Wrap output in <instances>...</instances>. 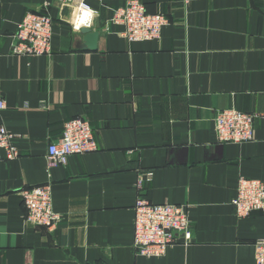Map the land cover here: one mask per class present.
Here are the masks:
<instances>
[{"label":"crops","instance_id":"0c3cea01","mask_svg":"<svg viewBox=\"0 0 264 264\" xmlns=\"http://www.w3.org/2000/svg\"><path fill=\"white\" fill-rule=\"evenodd\" d=\"M91 17L58 0H0V117L20 155L0 162V264H256L264 212L235 214L240 176L264 181V0H140L169 23L159 39L128 41L114 11ZM53 17L49 55H17L28 13ZM100 37L78 46L82 27ZM255 115L251 142L220 143L223 109ZM84 117L98 150L49 164L66 121ZM143 179V188L137 183ZM52 185L54 227L25 220L22 191ZM188 206L192 238L161 257L134 248L135 203Z\"/></svg>","mask_w":264,"mask_h":264},{"label":"built area","instance_id":"2783aa9c","mask_svg":"<svg viewBox=\"0 0 264 264\" xmlns=\"http://www.w3.org/2000/svg\"><path fill=\"white\" fill-rule=\"evenodd\" d=\"M71 4L91 17L93 12L88 0H58ZM113 22L122 24L123 36L131 42L159 39L169 23L164 13H150L140 0H129L114 11ZM54 22L49 12L28 13L18 25L12 52L17 55H49L53 48ZM5 101L0 100V110ZM17 135L10 131L0 117V162L20 155L14 144ZM255 137V115L237 109H223L215 118V139L220 143L251 142ZM98 150V143L90 121L84 117L65 122L62 136L48 146L49 164L64 163L74 154ZM143 179L137 185L143 188ZM26 206L25 220L45 227L56 226L62 215L54 207L52 185L30 186L22 191ZM237 217H247L253 212H264V181L240 176L237 194L232 200ZM134 248L138 255L164 256L169 247L178 242L177 234L183 233L185 242L192 238L188 206L168 202L156 203L143 194L137 196L134 218ZM256 264H264V237L254 243Z\"/></svg>","mask_w":264,"mask_h":264},{"label":"water","instance_id":"95a60500","mask_svg":"<svg viewBox=\"0 0 264 264\" xmlns=\"http://www.w3.org/2000/svg\"><path fill=\"white\" fill-rule=\"evenodd\" d=\"M100 23L96 20L95 29H91L88 26H84L81 29L83 33V42H79L78 46L84 49L95 50L98 47V41L100 37Z\"/></svg>","mask_w":264,"mask_h":264},{"label":"bare ground","instance_id":"6f19581e","mask_svg":"<svg viewBox=\"0 0 264 264\" xmlns=\"http://www.w3.org/2000/svg\"><path fill=\"white\" fill-rule=\"evenodd\" d=\"M85 15L87 14V13H84Z\"/></svg>","mask_w":264,"mask_h":264},{"label":"clouds","instance_id":"9594fccd","mask_svg":"<svg viewBox=\"0 0 264 264\" xmlns=\"http://www.w3.org/2000/svg\"><path fill=\"white\" fill-rule=\"evenodd\" d=\"M87 15V14H86Z\"/></svg>","mask_w":264,"mask_h":264}]
</instances>
